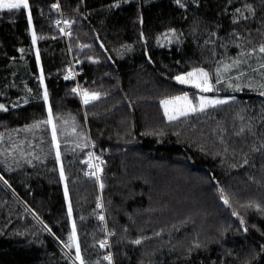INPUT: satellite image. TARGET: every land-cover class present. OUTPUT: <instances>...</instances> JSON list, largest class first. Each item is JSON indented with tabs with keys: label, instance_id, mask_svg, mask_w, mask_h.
Masks as SVG:
<instances>
[{
	"label": "trees",
	"instance_id": "trees-1",
	"mask_svg": "<svg viewBox=\"0 0 264 264\" xmlns=\"http://www.w3.org/2000/svg\"><path fill=\"white\" fill-rule=\"evenodd\" d=\"M261 48L264 0L0 9V264H110L91 142L107 161L115 264H264V63L216 77L222 60L259 63ZM76 56L82 91L98 96L88 103L65 77ZM199 67L209 93L232 98L169 119L162 100L195 90L177 76Z\"/></svg>",
	"mask_w": 264,
	"mask_h": 264
},
{
	"label": "rangeland",
	"instance_id": "rangeland-1",
	"mask_svg": "<svg viewBox=\"0 0 264 264\" xmlns=\"http://www.w3.org/2000/svg\"><path fill=\"white\" fill-rule=\"evenodd\" d=\"M260 53H262V51L258 52V54H260ZM75 58L80 60V65H81V59L77 58V56ZM257 62L258 61H255V58L252 59V58H247V57H238L236 59L222 60L219 63V65L217 66L216 77L217 78H224L223 81H225V80L228 79V77L230 75H232L234 73H237L239 71L245 70L246 69V65H248V66H253V65L259 66V65L263 64L264 63V58H261L259 60V63H257ZM200 70H202L204 73H207V84L206 85L204 84V78L201 75ZM191 72H195L196 76L195 77H191V78L188 77L187 74L191 73ZM177 77H184L185 79L189 80L190 82H188L186 84L194 86L196 89L191 91V92L185 93V94H180V95L169 97V98H165V99L162 100V105H163V108H164L165 113H166L168 118H169V116L174 115L175 116L174 119H176V118H179V117H182V116L189 115V114L195 113L197 111H200L201 98H203L204 102H205L203 110L207 109L209 107L218 105L217 103H214L217 100L226 102V101H228V100H230L232 98L231 96L226 95V94H222V93H209L210 91L216 89V84L217 83H214V81L212 79V76H211V73L206 67H199V68H195V69L189 70L187 72L179 74ZM198 83L201 84V87H197L196 86ZM223 84H221L220 87H223V86H224V88L227 87L226 89H228V87H231V86H233V87L240 86L242 84V78L239 77V74H238L236 76H233L232 79H230L227 82H225L224 85ZM205 86L209 87L210 90L205 91L204 90ZM76 89H77V84H76ZM86 93L88 94V97H87L88 100L92 99V94H89L88 92H86ZM82 95H84L83 97H84V100H85V92ZM184 96H187V98H188L187 101H184V100L173 101L174 97H184ZM166 100L167 101H171V103H169L167 106L163 103ZM189 101L191 102V106L197 109L196 111L189 110V104H188ZM0 106H2V107H0V109L5 108V106L2 105V104H0ZM181 112H186V114H181ZM94 146H95V144H94ZM88 152H87V155H88ZM87 155H86V160H85L86 161V169H87V165H88ZM101 159H104V158H101ZM86 169H85V175L87 177H89L86 174ZM104 170L105 169H103L102 178L104 176ZM89 178H91V177H89ZM0 181H2L1 178H0ZM102 188L104 189V182H103V187ZM74 244H75L76 248L78 246V249H79V244H78V239L76 237V234L74 235ZM63 250L73 259L71 254H69V252L64 247H63ZM79 259L80 258H78V260ZM78 260L77 261L73 260V261L76 262V264H78V263L80 264V262Z\"/></svg>",
	"mask_w": 264,
	"mask_h": 264
},
{
	"label": "built area",
	"instance_id": "built-area-1",
	"mask_svg": "<svg viewBox=\"0 0 264 264\" xmlns=\"http://www.w3.org/2000/svg\"><path fill=\"white\" fill-rule=\"evenodd\" d=\"M56 27L64 32L66 35L70 32L71 29V24L70 22L65 19L63 16L59 17L56 21ZM82 47V46H80ZM82 74V70L80 68V60L76 59L75 57H71L70 63L68 64V67L65 72V77L66 79L69 80H76L77 83V90L80 92L82 99L84 100V92L81 89V85L79 82L80 76ZM88 159V165L86 169V174L95 179L98 183L99 187V193L96 197V204L97 207L99 208L101 212V216L103 219H101L103 226L106 229V237L101 241L104 242V246H102L106 250V257L107 261L110 264H115L114 262V253H113V247H112V242H111V236H112V231L109 228L108 225V219L106 215V207H105V201H104V194H103V188L101 187L102 185V175H103V169L107 166V161L105 159H101L96 151H95V146L91 142V148L88 152L87 155Z\"/></svg>",
	"mask_w": 264,
	"mask_h": 264
},
{
	"label": "snow or ice",
	"instance_id": "snow-or-ice-1",
	"mask_svg": "<svg viewBox=\"0 0 264 264\" xmlns=\"http://www.w3.org/2000/svg\"><path fill=\"white\" fill-rule=\"evenodd\" d=\"M177 3H179V0H177ZM21 7L27 8L28 7V0H0V9H20ZM35 38H36L35 34H33V39L35 40ZM261 51L264 52V48H261ZM200 72H201V75L204 78V84L206 85L207 84V73H204L202 70H200ZM187 75H188V77L191 78V77H195L196 73L195 72H191V73H188ZM177 80H179L181 83L190 82L189 80L185 79L184 77H177ZM196 86L197 87H201V84L198 83ZM204 90L208 91L210 89H209V87L205 86ZM87 97H88V94L85 92V101H84L85 103H88V98ZM92 98L96 99V98H98V96L96 94H92ZM45 99H47V92H45ZM180 100L187 101L188 98H187V96L174 97L173 98V101H180ZM163 103L167 106L169 103H171V101H167L166 100ZM204 103H205L204 99L201 98V108H200V110H203ZM214 103L219 104V103H224V101L217 100ZM188 104H189V110H191V111H196L197 110L196 108L191 106V102L190 101L188 102ZM0 107H2V106H0ZM181 114H186V112H181ZM174 118H175L174 115L169 116V119H174ZM53 132L55 133V129H53ZM101 187H103V185H101ZM225 203H227V200H225ZM69 211H71L70 207H69ZM100 219H103V217L101 216ZM245 231H246V229H245ZM74 232H75V226H73V233ZM70 239H71V237H70ZM135 243L138 244V243H140V241L137 240V241H135ZM70 246L71 245H66V247H70ZM101 246H104V242H101ZM77 251H79L78 246H77ZM106 259H107V257H106Z\"/></svg>",
	"mask_w": 264,
	"mask_h": 264
}]
</instances>
